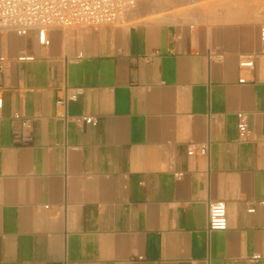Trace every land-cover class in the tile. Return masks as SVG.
<instances>
[{
    "label": "crops",
    "instance_id": "1",
    "mask_svg": "<svg viewBox=\"0 0 264 264\" xmlns=\"http://www.w3.org/2000/svg\"><path fill=\"white\" fill-rule=\"evenodd\" d=\"M156 14L0 32V264H264V0Z\"/></svg>",
    "mask_w": 264,
    "mask_h": 264
},
{
    "label": "built area",
    "instance_id": "2",
    "mask_svg": "<svg viewBox=\"0 0 264 264\" xmlns=\"http://www.w3.org/2000/svg\"><path fill=\"white\" fill-rule=\"evenodd\" d=\"M137 0H0V32L14 31L18 36H24L30 30L37 33L38 42L49 45L48 31L50 28L93 27L106 25H125L134 12ZM264 40V27L261 29ZM0 56V69L5 62ZM240 65L253 67V55H242ZM0 84V108L3 105ZM83 93L81 87H75L72 93L60 98L57 104L63 106L67 101H73ZM67 118V114H62ZM239 136L243 140L250 138L247 117L243 112L237 113ZM77 121L96 125L97 119L91 116L76 118ZM207 143H190L188 154L208 153ZM254 209L251 208L250 211ZM208 227L210 230L222 231L228 228L227 205L224 200L209 203Z\"/></svg>",
    "mask_w": 264,
    "mask_h": 264
},
{
    "label": "rangeland",
    "instance_id": "3",
    "mask_svg": "<svg viewBox=\"0 0 264 264\" xmlns=\"http://www.w3.org/2000/svg\"><path fill=\"white\" fill-rule=\"evenodd\" d=\"M212 1L237 3L238 0H137V6L130 16L136 14L138 9L147 10L151 8L152 12H157L155 15L156 17H161L178 13L179 11L189 10L191 7L198 4H206ZM136 22H139V20L136 19L135 21H131L128 19L125 25H130Z\"/></svg>",
    "mask_w": 264,
    "mask_h": 264
}]
</instances>
